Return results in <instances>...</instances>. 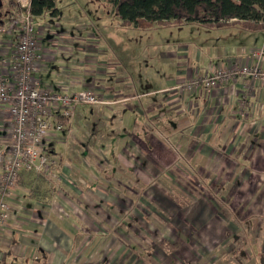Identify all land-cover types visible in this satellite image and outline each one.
<instances>
[{"label": "crops", "instance_id": "crops-1", "mask_svg": "<svg viewBox=\"0 0 264 264\" xmlns=\"http://www.w3.org/2000/svg\"><path fill=\"white\" fill-rule=\"evenodd\" d=\"M29 2L15 0L14 8H4L8 12L5 16L29 7ZM4 19L0 14V24ZM48 22H55L54 30L47 26ZM34 23L41 49V59L34 75L39 90L57 95L79 92L97 94L96 98L112 106L114 112L108 117L112 119V124L119 125L122 118L126 119L125 113L129 125L142 124L143 121L145 125L148 120L151 123L160 120L161 124H167L170 127L162 137L166 141H176L177 150H173V160L170 159L176 163L177 169L192 175L195 173V180L198 183L202 180L207 185L212 199L222 195V203L227 204L231 211L227 212L228 215L209 211L205 214L204 210L196 207L188 213V218L197 225L196 241L203 244L207 253L215 251V247L227 248L228 239L215 241V238L221 234L230 235L231 230L226 226L231 219H236L233 205L247 206L250 214L243 220L254 226L253 237H264V83L237 77L212 89H179L182 83L210 74L218 68L253 65L254 61L248 54L264 44L261 37L264 33H248L237 27L209 30L218 43L206 42L209 38H198V43L189 52L179 55L186 60L168 86L159 91V101L147 102L146 97L122 98L118 87L120 79L115 73H109L107 67V71L98 68L96 73L93 67L89 68L93 50L91 53L88 49V39L82 37L83 32L77 29L74 20H62L58 10L57 17L34 18ZM233 34L236 39H227ZM16 37L14 34L0 38V74L9 83L12 82ZM238 39L244 43L238 45ZM100 56L104 57L103 54ZM98 60L104 65L100 58ZM262 68L264 70V61ZM111 80L112 85L108 84ZM123 107L127 111L122 110ZM76 108L66 118L63 128L73 125ZM148 109L152 112L160 110V114L155 118L153 115L148 117ZM56 120L54 117L52 122ZM117 135L120 137L119 133ZM8 137V109L0 105V148L6 144ZM57 140L54 139V142ZM55 145L57 151L54 148L49 151L61 160L59 172L65 180L63 189H56L51 182L32 174L20 175L17 195L10 203L12 212L9 221L4 231L0 232V264H70L78 243L76 240L87 233L83 209L79 208L82 212L76 211L78 214L72 211L75 201L70 189L75 187L67 179L69 169L66 167L70 161L62 158L72 152L68 151V154L65 151L63 140ZM63 152L65 155H62ZM168 153L161 148L160 159L150 155V162L156 166L157 163L166 165L170 157ZM201 176L203 179H200ZM216 228L218 231H215Z\"/></svg>", "mask_w": 264, "mask_h": 264}, {"label": "rangeland", "instance_id": "rangeland-1", "mask_svg": "<svg viewBox=\"0 0 264 264\" xmlns=\"http://www.w3.org/2000/svg\"><path fill=\"white\" fill-rule=\"evenodd\" d=\"M55 3L61 19L74 20L82 37L88 39V49L93 50L89 68L96 73L99 69L107 71V67L109 73H115L120 79L122 98L138 96L146 97L147 102L159 101V91L168 86L186 60L179 58L181 53L189 52L198 38L218 43L212 31L194 24L144 32L123 27L114 17L109 0ZM6 7L4 2L0 10L5 19ZM47 24L54 30L55 22ZM233 36L227 39H236ZM261 37L264 43V34ZM236 42L244 43L240 39ZM101 54L104 57H99ZM108 84L112 85V80ZM111 107L105 103L78 106L73 125H63L56 135V142L63 140L65 151L72 152L69 156L61 153L70 161L68 167L65 161L63 165L69 169L66 178L75 187L70 189L75 201L72 211L78 214L76 211L83 209V222L88 226L87 233L76 240L70 264H264V237L252 236L254 226L243 220L250 211L240 204L232 206L236 219L233 215L234 219L227 222L230 235L215 238L228 239L227 248L205 251L203 244L196 241L197 225L188 213L196 207L205 214L209 211L228 215L231 211L222 203V195L212 199L207 185L195 180V173L177 169L171 161L176 141L162 137L170 126L160 120L129 125L127 113L119 125L112 124L108 118L114 112ZM159 114L160 110L148 109V117ZM56 142L53 140L47 148L53 149ZM161 148L169 151L170 157L166 165L156 166L149 156L160 159ZM51 184L63 189V183Z\"/></svg>", "mask_w": 264, "mask_h": 264}, {"label": "built area", "instance_id": "built-area-1", "mask_svg": "<svg viewBox=\"0 0 264 264\" xmlns=\"http://www.w3.org/2000/svg\"><path fill=\"white\" fill-rule=\"evenodd\" d=\"M14 34L17 37L11 66L12 82L9 83L0 74V105L7 107L9 115V137L0 148V232L4 231L9 221L12 212L10 203L17 195L18 179L22 173L32 174L51 183L65 182L63 175L58 172L59 158L56 159L47 148V144L56 139V135L63 129L58 119L67 118L78 106L104 105L91 93L57 95L36 87L34 75L41 59V49L28 7L14 11L0 24V38ZM248 56L254 61L253 65L218 68L210 74L182 83L179 89H212L237 77L263 84L264 44L250 51ZM54 117L57 120L52 122Z\"/></svg>", "mask_w": 264, "mask_h": 264}, {"label": "trees", "instance_id": "trees-1", "mask_svg": "<svg viewBox=\"0 0 264 264\" xmlns=\"http://www.w3.org/2000/svg\"><path fill=\"white\" fill-rule=\"evenodd\" d=\"M9 8L15 0H0ZM120 25L136 31L176 28L190 24L208 30L237 27L248 33H264V0H109ZM34 18L58 16L55 0H30ZM8 15V12H5ZM1 14V13H0ZM2 16V14H1ZM35 26V23H34ZM65 125L66 118L58 119Z\"/></svg>", "mask_w": 264, "mask_h": 264}]
</instances>
